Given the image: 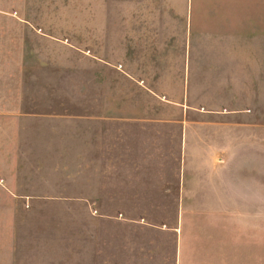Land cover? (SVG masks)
I'll return each instance as SVG.
<instances>
[{"label":"crops","instance_id":"crops-1","mask_svg":"<svg viewBox=\"0 0 264 264\" xmlns=\"http://www.w3.org/2000/svg\"><path fill=\"white\" fill-rule=\"evenodd\" d=\"M241 1H229L237 6L230 17L242 15L244 26L219 35L205 31L206 0H130V36H186L174 48L184 51L175 55L179 62H145L143 55L144 62H130V72L119 62H75L78 90H38L34 83L2 92L0 195L12 201L0 209L81 215L8 221L0 226V251L10 256L0 254V264H64L56 254L24 256L18 246L21 238L58 231L67 239L59 250L76 253H67L66 264H260L264 0H254L249 14ZM131 43L143 52L168 48L164 41L152 47L150 38ZM57 63L70 69V62ZM120 77L130 81V92L107 84Z\"/></svg>","mask_w":264,"mask_h":264},{"label":"rangeland","instance_id":"rangeland-1","mask_svg":"<svg viewBox=\"0 0 264 264\" xmlns=\"http://www.w3.org/2000/svg\"><path fill=\"white\" fill-rule=\"evenodd\" d=\"M229 1L211 0L209 2V0H206L204 4L202 2V9L206 17L204 18L206 19L205 31L222 35L226 31H234L244 26L245 22L242 23L241 20L245 18H242V15L237 18L230 17L232 13H236L234 9L237 6L230 8ZM81 2L70 0V3L66 1L64 3H30L0 0V95H3L2 92L4 91L14 89L18 84H22L23 88L26 86L30 88L32 84L38 83L36 85L38 90H78V75L75 73L78 66H74L75 62H119L123 65L122 69L130 72V62H144L143 55L146 58L145 62H179L178 58L175 60V55L176 57L183 55V50H175L174 48L175 46L181 47L184 45L187 39L184 35L130 36V0H81ZM195 4L198 5L196 0ZM241 5L246 8V14H249L248 11L251 6L255 5V1L242 0ZM65 6L72 8L71 11L65 12V8H62ZM47 7H56L60 10L49 12ZM73 8L76 9L73 10ZM200 9H196L194 19L199 18L197 14L201 11ZM2 12L10 14L7 13L8 15H6ZM23 14L32 17L24 19L17 17ZM68 15H75V17H66ZM246 22L248 28L254 26L247 18ZM175 26L179 25L175 24ZM240 31L245 30L241 29ZM246 33L250 35L252 33L251 29H247ZM198 37L202 41L206 38L203 35ZM131 38L139 40L140 44L143 38H150L152 47L158 41H164L168 48L163 51L143 52L142 45L130 44ZM134 47L139 49H134ZM14 62H36L37 64L22 67L17 66ZM57 62H70L68 63L70 69L63 68L62 64ZM69 70H72L71 73L74 72L75 74L68 75ZM18 80L23 81V83L17 82ZM88 84H93L92 80ZM107 84L112 85L114 91L130 92V81L121 77L119 80H108ZM88 90H95V87L90 86ZM5 101L4 98L0 97V106L3 105V108L6 106ZM48 101L57 102L59 100L52 99ZM7 106H9L8 102ZM72 134L77 136V132ZM18 199L17 201H20V198ZM8 201L12 200L7 196L0 195V202ZM107 213L108 215L119 213V217L124 214L125 218H130V212ZM151 213L152 216L156 214V212ZM163 213L169 217L170 212ZM80 215L79 211L60 209H0V226H7L8 221L12 222V220L23 222L24 225L28 223L44 224L50 221L78 219ZM83 217H85L84 212ZM51 229L55 231L62 230L59 227L49 228V230ZM58 234L49 237H30V240L21 238L18 240L19 245L17 244L21 250L20 254L41 257L56 254V256H63L64 260L60 259L66 264V255L69 252H66V249L59 250V246L61 242H66L67 239H64L63 235L60 236L59 231ZM0 242H5V239L0 240ZM55 242L57 244H54ZM45 243H47L46 247L42 248L41 246H44ZM56 246H58V249ZM0 254L1 256L6 254L7 257L10 256L8 250L0 251ZM69 254L71 256L76 255L72 251ZM10 259L8 258L9 261ZM16 260L20 261L19 258H16ZM235 263L236 260H232V264ZM260 264H264V210L262 212Z\"/></svg>","mask_w":264,"mask_h":264}]
</instances>
